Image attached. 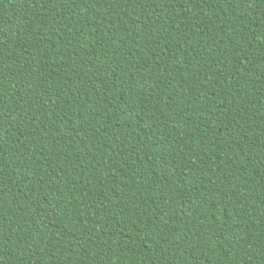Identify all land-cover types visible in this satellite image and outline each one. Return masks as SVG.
Listing matches in <instances>:
<instances>
[{"label": "trees", "instance_id": "trees-1", "mask_svg": "<svg viewBox=\"0 0 264 264\" xmlns=\"http://www.w3.org/2000/svg\"><path fill=\"white\" fill-rule=\"evenodd\" d=\"M0 264H264V0H0Z\"/></svg>", "mask_w": 264, "mask_h": 264}]
</instances>
